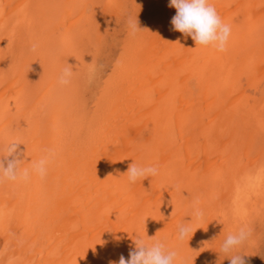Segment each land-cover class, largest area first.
<instances>
[{"label":"bare ground","instance_id":"bare-ground-1","mask_svg":"<svg viewBox=\"0 0 264 264\" xmlns=\"http://www.w3.org/2000/svg\"><path fill=\"white\" fill-rule=\"evenodd\" d=\"M210 3L231 27L222 52L174 31L170 0H0V160L13 141L25 168L55 152L45 178L0 183V264H118L138 236L230 264L241 227L235 252L259 248L264 0ZM134 162L159 174L131 183Z\"/></svg>","mask_w":264,"mask_h":264},{"label":"clouds","instance_id":"clouds-1","mask_svg":"<svg viewBox=\"0 0 264 264\" xmlns=\"http://www.w3.org/2000/svg\"><path fill=\"white\" fill-rule=\"evenodd\" d=\"M169 7L176 9V15L171 20L174 31L183 33L186 37L191 36L197 47L211 46L221 52L226 50L231 35V27L222 20L210 0H170ZM128 24L133 34L141 30L138 22L131 18ZM35 47L33 45V50H35ZM71 75V69L65 68L59 83L67 85L70 82ZM20 144L13 141L6 146L5 158H12L7 159L6 165L3 160H0V183L5 181L27 182L33 173L41 179L46 177L48 166L54 159L55 152L47 150L46 154L40 159L32 161L30 168H25L22 167L23 161L20 159L23 154L18 151ZM158 174V167L142 166L134 162L129 166L126 175L131 183H135L139 179L154 177ZM202 216L203 212L199 208H194L191 216L192 221L182 224L178 228V238L181 241L190 235L192 237V224L194 221L201 219ZM249 234L250 232L246 227H241L238 232L230 233L224 239L221 251L230 258V264H245L243 255L235 252V250L247 241ZM135 245V250L129 253L130 259L126 260L121 255L118 264H185L179 258L177 251L169 249L163 241L154 240L153 238L146 240L144 237L138 236L135 239ZM110 264H117V262L111 261Z\"/></svg>","mask_w":264,"mask_h":264},{"label":"rangeland","instance_id":"rangeland-1","mask_svg":"<svg viewBox=\"0 0 264 264\" xmlns=\"http://www.w3.org/2000/svg\"><path fill=\"white\" fill-rule=\"evenodd\" d=\"M261 240L259 248H252V251L249 252L251 256L249 259L245 260V264H264V236ZM226 261L230 263L228 259Z\"/></svg>","mask_w":264,"mask_h":264}]
</instances>
